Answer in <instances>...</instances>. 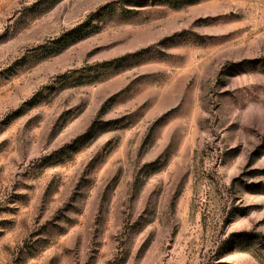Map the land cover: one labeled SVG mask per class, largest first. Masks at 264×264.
Instances as JSON below:
<instances>
[{
	"label": "rangeland",
	"instance_id": "1",
	"mask_svg": "<svg viewBox=\"0 0 264 264\" xmlns=\"http://www.w3.org/2000/svg\"><path fill=\"white\" fill-rule=\"evenodd\" d=\"M135 4L0 0V264H264V0Z\"/></svg>",
	"mask_w": 264,
	"mask_h": 264
},
{
	"label": "trees",
	"instance_id": "2",
	"mask_svg": "<svg viewBox=\"0 0 264 264\" xmlns=\"http://www.w3.org/2000/svg\"><path fill=\"white\" fill-rule=\"evenodd\" d=\"M145 0H133V2L134 3H136L135 4V7H141V3H143ZM117 9L116 8H114L113 6H106L104 9H103V11H105L106 13L108 12H113V11H116ZM79 30V29H78ZM80 31H84V30H80ZM69 35H71V34H68L67 36H66V38H68V39H72V38H70L71 36H69Z\"/></svg>",
	"mask_w": 264,
	"mask_h": 264
}]
</instances>
